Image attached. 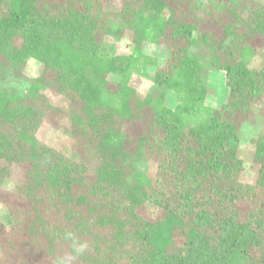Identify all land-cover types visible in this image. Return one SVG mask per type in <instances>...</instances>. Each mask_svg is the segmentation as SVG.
Segmentation results:
<instances>
[{"label": "trees", "instance_id": "obj_1", "mask_svg": "<svg viewBox=\"0 0 264 264\" xmlns=\"http://www.w3.org/2000/svg\"><path fill=\"white\" fill-rule=\"evenodd\" d=\"M119 1L111 10L108 0H0V71L43 65L26 93L0 88V203L12 219L9 228L0 221L3 264H53L69 251L65 230L90 244L73 264H264V135L254 182L240 179L238 154L240 127L264 98V65L247 59L252 40H264V4ZM126 30L133 52L104 56L103 37ZM146 42L170 45L163 64ZM210 68L225 73L221 109L205 105ZM136 71L158 93L139 97ZM47 89L71 102L77 158L37 138L54 109ZM144 116L129 135L125 125ZM135 153L156 158L154 177L130 162ZM13 166L26 184L9 189ZM147 202L164 211L159 220L140 213Z\"/></svg>", "mask_w": 264, "mask_h": 264}, {"label": "rangeland", "instance_id": "obj_2", "mask_svg": "<svg viewBox=\"0 0 264 264\" xmlns=\"http://www.w3.org/2000/svg\"><path fill=\"white\" fill-rule=\"evenodd\" d=\"M242 0H231L234 5H238ZM264 4V0H257ZM119 0H108L107 7L111 10L119 8ZM252 45L258 48L253 54H248L249 66L260 68L264 65V40L257 37L252 40ZM134 44L131 38V32L126 30L120 35H105L103 37L102 54L104 56L126 55L133 52ZM143 51L152 57H157L159 64H163L170 55V45L167 42L154 44L146 42L143 45ZM154 68H150V71ZM43 71L41 62L35 59H29L26 62L23 70L15 71L12 69L0 71V88L10 93L24 94L28 91L33 80L40 76ZM207 81V96L205 105L215 109L221 107L227 102L229 89L225 83V73L220 69L210 68L206 70ZM108 80L111 87H115L119 82V77L110 75ZM130 85L133 86L139 95L144 98L148 94H156L160 90L159 87L145 75L136 71L130 80ZM49 103L54 109L44 119L41 127L37 132V138L46 144L56 148L63 154L77 158L81 153V147L77 140L72 135V124L69 115L71 106L70 100L64 95L52 89L45 90ZM177 102V97L174 92L167 91L165 96V105L174 108ZM196 120L198 118L196 117ZM145 116L139 120V123L126 124L125 130L129 135L139 131L143 124H146ZM264 135V98L252 107L251 115L242 124L239 130L240 145L238 154L243 160V168L240 172V179L243 182H254L259 172V166L254 159L255 141ZM137 169L141 170L147 177L155 176L157 168V160L154 157H148L142 153H135L130 161ZM91 167L94 165L91 163ZM4 161H0V167L5 166ZM12 175L5 180L6 188L12 189L15 185L24 186L26 184L23 171L13 166ZM140 213L150 220H159L164 211L156 205L147 202L140 209ZM0 221L9 228L12 224L11 216L4 204L0 203ZM3 257L0 251V264H3ZM248 264H260L249 260Z\"/></svg>", "mask_w": 264, "mask_h": 264}, {"label": "clouds", "instance_id": "obj_3", "mask_svg": "<svg viewBox=\"0 0 264 264\" xmlns=\"http://www.w3.org/2000/svg\"><path fill=\"white\" fill-rule=\"evenodd\" d=\"M63 239L68 243L69 251L64 255L57 256L53 264H73L77 257L83 255L90 248L89 242L82 241L74 231L65 230Z\"/></svg>", "mask_w": 264, "mask_h": 264}]
</instances>
